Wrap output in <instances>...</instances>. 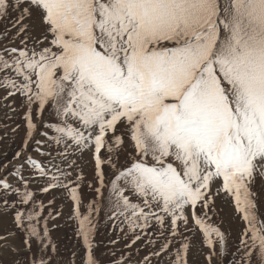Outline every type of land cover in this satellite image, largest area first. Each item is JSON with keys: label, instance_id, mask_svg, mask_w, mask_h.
Returning <instances> with one entry per match:
<instances>
[{"label": "snow or ice", "instance_id": "1", "mask_svg": "<svg viewBox=\"0 0 264 264\" xmlns=\"http://www.w3.org/2000/svg\"><path fill=\"white\" fill-rule=\"evenodd\" d=\"M0 28V264H77L65 207L79 264L102 218L106 264H264V0H0Z\"/></svg>", "mask_w": 264, "mask_h": 264}, {"label": "rangeland", "instance_id": "2", "mask_svg": "<svg viewBox=\"0 0 264 264\" xmlns=\"http://www.w3.org/2000/svg\"><path fill=\"white\" fill-rule=\"evenodd\" d=\"M14 15V14H13ZM2 30V28H0ZM7 41L0 42L6 43ZM0 121H3V113L0 112ZM4 125L0 123V128ZM15 127L14 124L9 122V132L8 135L2 139H0V160L7 162L8 159H11L13 153L17 150L20 139L23 136V132H20L19 135H14L11 132V128ZM2 132H0V136H2ZM87 171V170H86ZM46 200L47 197H44ZM217 205L219 209H221L219 215L220 218L225 221V225L231 221L233 205L231 203H225L224 201L217 200ZM61 225L59 228H56L52 231L51 236L54 241H56L59 245V249L65 260L71 258V254L73 252L77 253V264H79V254L81 253V242L75 235L76 224L74 221L68 220V208L64 209V216L58 221ZM14 224L11 220V214L7 216L0 217V235H3L5 232L10 231L14 228ZM115 235L113 228L110 223H105L103 218L101 219V225L99 234L96 237L97 242H100V247L97 249V255L99 258L105 262L106 264V256L105 253L108 247L107 241L109 238H112ZM17 244H20V237L16 239ZM0 243H3L0 241ZM115 247L120 248L122 244H118ZM147 252V245L145 244L140 252V256H143ZM5 261H10L11 256L8 253H4L2 257ZM139 257H137L138 259Z\"/></svg>", "mask_w": 264, "mask_h": 264}, {"label": "trees", "instance_id": "3", "mask_svg": "<svg viewBox=\"0 0 264 264\" xmlns=\"http://www.w3.org/2000/svg\"><path fill=\"white\" fill-rule=\"evenodd\" d=\"M67 260H68V258H67Z\"/></svg>", "mask_w": 264, "mask_h": 264}]
</instances>
